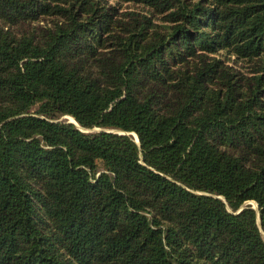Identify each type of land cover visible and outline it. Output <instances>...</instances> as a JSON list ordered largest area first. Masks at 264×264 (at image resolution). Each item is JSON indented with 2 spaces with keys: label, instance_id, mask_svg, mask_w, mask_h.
Returning a JSON list of instances; mask_svg holds the SVG:
<instances>
[{
  "label": "trees",
  "instance_id": "16d2710c",
  "mask_svg": "<svg viewBox=\"0 0 264 264\" xmlns=\"http://www.w3.org/2000/svg\"><path fill=\"white\" fill-rule=\"evenodd\" d=\"M0 264H264V0H0Z\"/></svg>",
  "mask_w": 264,
  "mask_h": 264
},
{
  "label": "rangeland",
  "instance_id": "374dc122",
  "mask_svg": "<svg viewBox=\"0 0 264 264\" xmlns=\"http://www.w3.org/2000/svg\"><path fill=\"white\" fill-rule=\"evenodd\" d=\"M111 3H115L114 1H111ZM122 8L123 9H136V8H140V7H138V6H135L134 4H123L122 5ZM61 120H65V121H68V122H70V121H74V119L72 118V117H70V116H68V115H64V116H62L61 118H60ZM71 122V123H72ZM75 125H77L78 126V124L77 123H74ZM86 131H90L89 129H85ZM94 130H99V128H93V129H91V131H94ZM132 137H133V139H135L136 138V135L135 134H133L132 135ZM245 204H251L252 205V207H257L256 206V204H255V202H253V201H246L243 205H245Z\"/></svg>",
  "mask_w": 264,
  "mask_h": 264
},
{
  "label": "water",
  "instance_id": "95a60500",
  "mask_svg": "<svg viewBox=\"0 0 264 264\" xmlns=\"http://www.w3.org/2000/svg\"><path fill=\"white\" fill-rule=\"evenodd\" d=\"M70 122H72V121H70ZM72 123H76L75 121H73ZM113 132H119V133H121V134H128V133H125V132H123V131H118V130H113ZM131 135H133V134H135V133H130ZM136 135V134H135ZM134 141L136 142V143H138L139 142V140H138V138H137V136H136V138L134 139ZM242 208V207H241ZM240 208V209H241ZM239 209V210H240Z\"/></svg>",
  "mask_w": 264,
  "mask_h": 264
}]
</instances>
